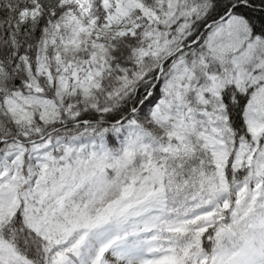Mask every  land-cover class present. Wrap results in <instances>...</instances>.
<instances>
[{
    "label": "snow or ice",
    "instance_id": "6c2138e0",
    "mask_svg": "<svg viewBox=\"0 0 264 264\" xmlns=\"http://www.w3.org/2000/svg\"><path fill=\"white\" fill-rule=\"evenodd\" d=\"M0 264H264V0H0Z\"/></svg>",
    "mask_w": 264,
    "mask_h": 264
}]
</instances>
